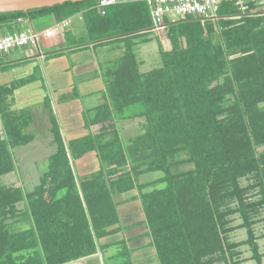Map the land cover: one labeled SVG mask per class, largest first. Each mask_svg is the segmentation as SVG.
<instances>
[{"label": "trees", "instance_id": "obj_1", "mask_svg": "<svg viewBox=\"0 0 264 264\" xmlns=\"http://www.w3.org/2000/svg\"><path fill=\"white\" fill-rule=\"evenodd\" d=\"M99 2L0 14V30L8 34L23 31L26 20L80 21L86 32L66 33L67 44L123 50L104 79L105 101L85 124L87 135L68 142L54 135L57 149L33 191L0 187V264H93L99 256L140 264L132 258L138 253L144 264H261L262 12L251 14L250 4L242 14L235 2H223L211 23L165 19L156 31L146 3L118 4L103 15ZM152 42L160 65L142 73L136 48ZM9 93H0V178L16 172L14 150L33 141L26 135L31 114L10 113ZM134 118L145 124L131 139L118 123ZM52 125L59 130L54 118ZM83 162L89 175L79 173ZM149 174L160 177L141 180ZM125 207L142 219L146 242L137 251L126 240L133 226L122 220ZM241 232L247 239H236ZM105 239L111 243L103 245ZM119 246L123 253H103Z\"/></svg>", "mask_w": 264, "mask_h": 264}, {"label": "crops", "instance_id": "obj_2", "mask_svg": "<svg viewBox=\"0 0 264 264\" xmlns=\"http://www.w3.org/2000/svg\"><path fill=\"white\" fill-rule=\"evenodd\" d=\"M76 23L78 24V22ZM52 27V20L39 19L35 21L26 20L20 28L23 31L31 30L35 34H41ZM0 33L6 35L9 32L0 30ZM74 35L76 36V34ZM54 39L58 41V44L62 40L66 47L51 50L47 48L46 44H43L44 48L39 46V50L36 49L31 52L28 49L24 57L19 54V56H14L13 60L7 64L1 65L0 63V93H2V90L10 92L6 98V103L10 106V113L24 111L31 114V123L26 128L28 133L34 131L35 134L39 130H41L39 132H43L39 138H44V141H39L37 138V141L29 144V146L33 149L37 148L36 145L39 146V144L43 145L44 149L54 146L53 150L55 152L57 147L54 140L52 138L45 140L48 137L47 135L51 131L53 132V118L57 125H60L62 135L65 136L67 142L74 137L87 135L85 124L89 122L92 113L105 101L106 86L103 76L106 67H102V60L105 56L102 52L107 55L110 52L109 49H111V52L120 50L116 51L111 47L97 48V50L93 46L86 48H84L85 46L77 47V45L68 46L66 40L56 37ZM98 51L99 55L97 54ZM122 53L123 50L121 49V53L118 54L121 56ZM33 76H36L34 81L29 79ZM50 98L53 100L51 110L47 107ZM124 122L121 121L120 123L122 132L126 136L125 129L122 126ZM93 130L90 127L91 134ZM0 131H2L1 136L4 137L1 114ZM20 159L21 157H16V161ZM78 168L82 169L79 171L81 175L92 173L91 166L86 165L84 162ZM125 208L123 211L126 215L122 217V220L128 222L129 226H133L125 232L128 245L137 241L141 245L140 248H142L146 242L141 239L144 228L138 224L142 219L138 214H133L130 207ZM134 234H136V237H134ZM108 240L105 239L102 244H110L111 242L108 243ZM257 244L259 254L262 255L261 264H264V239L259 240ZM140 248L133 249L129 247V250L137 251ZM139 254H132V258L135 261H141L140 264H144L146 260L143 256L139 257ZM251 256L252 253L246 250L245 258Z\"/></svg>", "mask_w": 264, "mask_h": 264}, {"label": "rangeland", "instance_id": "obj_3", "mask_svg": "<svg viewBox=\"0 0 264 264\" xmlns=\"http://www.w3.org/2000/svg\"><path fill=\"white\" fill-rule=\"evenodd\" d=\"M213 22L212 20L209 21H202V23H204L203 25H205L206 23H211ZM81 22L79 21L78 24L71 23L70 28H68L67 32L62 30L61 28L58 27V25H54L55 29H54V37L56 38H61L64 39V41L66 40V33H70L72 34V36L74 37V34H76V36H81L82 32H86V30L84 29L85 27L82 26L80 24ZM44 30V29H43ZM77 30V31H75ZM74 33V34H73ZM84 35V34H83ZM156 36V35H155ZM51 38L48 39L45 36H41L39 39V46L40 48H44L43 44H46L47 48L49 49H60L61 47H66L63 43L62 40H60V43L58 44V41L56 39ZM88 38V37H87ZM76 39V38H75ZM73 44V43H72ZM72 44H66L68 46H72ZM167 44V43H165ZM167 48V46H166ZM26 50V51H25ZM36 49H30V51H35ZM98 50V49H97ZM96 50V51H97ZM28 49H20L17 50L15 52H12L9 55H4L3 57H0V63L1 65L7 64L8 62L13 60L14 56H19V54L24 57L25 56V52H27ZM109 54H103L104 58L102 60V67H106L104 68V79H108L109 76V70L110 69H116V65L117 63H119V58L122 56H120L118 53H121L120 51L117 52H111V49H109ZM30 52V53H31ZM29 54V53H28ZM99 55V51L97 53ZM136 54H137V59L138 61L143 63V66L140 68V71L142 73H147L150 72L156 68L159 67L160 65V57H159V49H158V45L156 42H152L149 44H145V45H139L138 48H136ZM39 77V76H38ZM50 103H48L47 107L51 110L52 109V103L53 100L50 98ZM139 108L134 107V108H130L129 111H135V109ZM128 111V112H129ZM51 116V114H50ZM44 117V116H42ZM122 119V118H121ZM144 119H128L124 122V125H122L124 127V132L126 134V137H130L131 139L137 137L136 135H139L140 132L143 130L141 128L142 125L145 124ZM121 122V121H120ZM118 123V125L120 126L119 130H121V123ZM53 128V132L51 131L49 133V135H47L48 137L45 138V140H47L48 138H52V140H55L54 135L56 134L57 138L58 136H62L65 139V136H63L62 134V129L60 127V125L58 124V129L56 132L54 130V127L52 125ZM51 128V129H52ZM41 131V130H39ZM36 132L34 134V131H32V133H28L26 130V135L31 136L33 142L37 141V138L39 141H44V138H39L41 137L40 135L43 132ZM59 133V134H58ZM130 133V134H129ZM2 134V131H0V135ZM46 134V133H45ZM35 135V136H33ZM119 138L121 139V134H119ZM57 140V139H56ZM60 142V140H59ZM37 148L33 149L31 148L29 145L20 148V149H16V151L13 152V155L15 157V163H16V172L13 173V175H9L6 177H2L0 178V187L2 186H22L24 187V189L28 192H31L34 190L35 187H37L40 184L41 178L43 177V175L48 172L49 170V166H50V158L51 156H53L55 154L54 152V146H51V148L48 149H44V146L39 144L36 145ZM57 147V146H56ZM21 152V153H20ZM24 152V153H23ZM16 157H21V159L19 161H16ZM160 175L159 174H149L146 175L145 177H143L141 180L144 182L147 181H153L156 180L157 178H159ZM243 186H245V182H242ZM21 209V207L19 208ZM264 217V215H263ZM126 224H128V222H124ZM264 231V224L261 226ZM18 228H20L19 226H17V230ZM238 238L239 240H244L247 239V236L245 234V232H241L238 233ZM134 237H136V234H134ZM130 248H140L141 245H139V243L136 241L135 243L129 244L128 245ZM125 249L124 246H119V247H113L111 249H108L107 252H103V253H107V255H117L118 252H122ZM105 261V258H101V256L98 257V260L94 261L93 264H111ZM117 261H114V263H116ZM116 264H120V261ZM245 264H257V262L252 261L249 263H245Z\"/></svg>", "mask_w": 264, "mask_h": 264}, {"label": "built area", "instance_id": "obj_4", "mask_svg": "<svg viewBox=\"0 0 264 264\" xmlns=\"http://www.w3.org/2000/svg\"><path fill=\"white\" fill-rule=\"evenodd\" d=\"M144 2L153 9L154 30L159 31L163 27L164 20L174 23L177 20L195 17L202 21L215 20L223 2H235L236 7L242 14L249 13V6L253 4L256 8L251 14L262 12L264 16V0H100L98 8L104 15L106 8L135 2ZM21 22V21H19ZM71 20L64 21L58 27L62 30L68 29ZM55 27L45 30L41 34H35L31 30L21 31L15 34L3 35L0 33V56L9 55L17 50L39 49V39L45 36L53 38Z\"/></svg>", "mask_w": 264, "mask_h": 264}, {"label": "water", "instance_id": "obj_5", "mask_svg": "<svg viewBox=\"0 0 264 264\" xmlns=\"http://www.w3.org/2000/svg\"><path fill=\"white\" fill-rule=\"evenodd\" d=\"M86 0H0V14L28 12Z\"/></svg>", "mask_w": 264, "mask_h": 264}, {"label": "clouds", "instance_id": "obj_6", "mask_svg": "<svg viewBox=\"0 0 264 264\" xmlns=\"http://www.w3.org/2000/svg\"><path fill=\"white\" fill-rule=\"evenodd\" d=\"M62 23H63V22H62ZM59 25H60V24H59ZM59 25H58V26H59ZM70 26H71V25H70ZM70 26H69L68 28H70ZM53 27H54V26H53ZM53 27H52V28H53ZM65 31L67 32L68 30L66 29ZM38 50H39V49H38Z\"/></svg>", "mask_w": 264, "mask_h": 264}]
</instances>
